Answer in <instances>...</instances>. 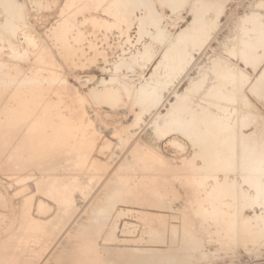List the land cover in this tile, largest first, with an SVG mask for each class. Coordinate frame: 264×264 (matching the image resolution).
Masks as SVG:
<instances>
[{
	"label": "rangeland",
	"instance_id": "1",
	"mask_svg": "<svg viewBox=\"0 0 264 264\" xmlns=\"http://www.w3.org/2000/svg\"><path fill=\"white\" fill-rule=\"evenodd\" d=\"M181 1L184 5L181 4ZM201 1L172 0L170 2V0H142L141 2V0H0V28L4 27L2 26V23H9L10 21V24L6 26L7 23H5V27L1 28L3 31L0 29V33L4 32L5 29V32L0 35L3 36L4 34L6 37H3L4 40L0 41V47H2V45L4 46L2 47L3 53L0 55V67L3 66L0 68V79L2 76L1 80L3 81L1 82L0 80V124H3L4 122L6 127L8 125H10V127H7L5 132V126H3L4 124H1L4 129L0 127L2 128L0 130L4 131H1L0 133H7L8 130H11L10 128L12 126L14 127L16 123H19L18 119L19 121L22 119L25 121V123H23L25 125L23 126L24 129L22 128L21 130H23V133L25 132V136L22 137V142H24V144H21L20 142V146H22V148H28L30 146L29 148H31V150L37 148L35 149L36 151L34 150L33 155H31L33 151L28 148L26 151L30 150L29 152H31H28V155L27 152H25V149L24 152H21V148L19 150L18 148H15L19 145V141L15 140L14 143H18L14 144L16 145L14 148L17 149L14 150L16 156L13 157L14 154H11V158L16 159V157L19 156L18 154L21 153V159L25 157L23 159L27 160L28 158L29 160V157L34 158L35 155L36 159H34L36 161L32 162L31 159L30 161L27 160V162H30L29 164L31 167L27 166L24 170L16 171V175L14 174V171L10 173L11 175L9 173H5V175L0 172V241L5 240L4 245L7 248H3H5V250L7 249V254L11 252V254H5L9 259V262L6 260L7 258H5L6 263H3H62V260L65 257L64 253H70L71 249L68 250L66 248L67 251L64 250L63 252L57 253L59 255L56 254L57 256L55 255L53 259L50 257L55 251L56 246H58L59 242L63 239V234H66L67 230L69 231L72 226L82 218L95 199L105 198L104 193L106 196L109 192L107 195L108 197L112 196L114 198H120V196H124L121 199H127L123 202L121 201V204H116L114 206L116 208L113 207L114 210L112 209V212H110L111 214L109 215V222L111 225L118 226L116 233L119 237H117L118 240H114L116 242L113 241V243H111V241H108V244H106L111 246L114 245L113 247H115L117 252L119 249H123L127 246H134L133 248L143 249L153 248L154 246V248L166 249L169 241H172L171 245L169 242L170 247L173 245L177 247V245L181 243V241H179L180 238L178 239L179 235L177 234L180 229L181 231L183 229H193V226L202 223L204 220L208 223H213L214 217L218 214L217 210L218 212H221L220 214H225L226 216L230 215L233 213V210L237 208V204L235 203L239 202V204H242V207H244L245 215L249 217L253 216V221H256L252 224L253 227H256H254L255 229L252 227L254 230L253 233L256 237H254L255 242L252 247L249 248L250 250L240 247L239 253L234 252L236 251L234 249L235 245L229 244L230 241H228V245L221 241L219 237L222 233L215 231L216 228L213 225L215 230L210 228L211 233L203 232L204 238H202V244H204V249H207L208 251L199 249L197 251V248H193L196 251L195 252L192 249L194 254L193 252L190 253V255L186 256L183 260L176 259V257V263L175 260H172V264H177L179 260L178 264H185V262L186 264H264V225L262 223L264 220V206L256 202L255 195H257V190L255 191V189L253 190V188H251V181L252 184L254 181H258V178H261V180L263 179L264 181V170L262 169L264 168V164H262L264 162V156H261L264 155V147H255L252 149V151L255 149V151H257V149L259 150L255 152L257 154L259 152V155H256V157L258 158L257 161L260 162V164L257 161L254 163L253 168L257 170H255V176H258L263 172L261 173L263 177L261 174V177H255L254 173L250 175L254 178L247 177V179L242 176H236L234 172L224 175L226 171H221L220 169L227 166L233 168L231 163L233 160L228 163L222 161L219 162L220 160H216L213 155L217 152L216 148L220 142L219 138L222 139L225 136L232 138L234 131H236V129L239 130V128H242L241 131L246 135L248 132V134H250L253 129L255 131L257 128L258 122L251 123L250 121L248 124L242 122L243 125L241 122H238L236 117H238L237 115L239 114V111L243 112L246 110L264 114V102L261 100L264 99V82L259 84V82H256L255 80L258 75L263 72L261 70L264 69V46L261 45L260 48L256 47V41L259 40L258 45L259 43L264 42L260 41L264 40V35H262V33H264V30H262L264 28V21L262 20L264 19V0H220L218 2L217 0H213L217 5L215 2L213 3L212 0H203L204 2L202 1V3L208 2L210 7H207H209V10L202 6V3H200ZM7 2H10L12 6L9 3L7 4ZM114 2L117 4H114ZM174 4L176 7H174ZM6 5H10L9 8L11 9H9L8 6L6 7ZM118 5H121L120 8ZM211 6H213V8ZM147 7L150 8L151 12H148L149 8ZM196 7H198V9H196ZM200 7H203V9L205 8L206 10H202ZM219 7H221V10ZM7 9L10 11H7ZM16 10L18 14H16ZM122 10L125 12L122 13ZM193 10L194 12L198 11V13H193ZM201 10L203 16L199 15V17H197ZM212 11L218 15L216 16ZM8 12H12V16H10ZM253 12L256 14H252ZM151 13H153L152 16L155 18L158 16L157 19L154 18V22V19L150 15ZM262 15L263 18H261ZM7 16L8 20H6ZM146 17H148V19ZM16 18L18 19L16 20ZM215 18H217V20ZM254 18L256 19L254 20ZM150 19L151 21H148ZM191 19L193 20V23L195 21V26L194 24L192 27L190 26V22H192L190 21ZM204 19L205 23L203 24L202 21L204 22ZM212 21L213 26L210 24ZM15 22L18 23V25ZM142 23L143 25H141ZM186 24L189 25V27ZM196 24L197 26L199 25V30L203 29L205 24L208 28L205 26L203 31H198ZM15 25H17V27H15ZM8 26H10L9 28H11V32H8L10 30H6ZM61 27H63L64 30L62 29L60 31ZM209 27H211V30ZM192 28H194L195 31L197 29V31L195 32ZM254 28H257V30ZM14 29L17 31L14 32ZM183 29L184 31H182ZM246 31H250L252 34ZM7 32L9 35L13 32L16 36H14L13 33L9 36ZM182 32H184V35ZM193 32H195L196 35ZM162 33L165 34L163 35ZM256 33H261V36ZM202 34L206 36V38L202 36ZM240 34L243 38L242 36L240 37ZM254 34L256 35L255 37ZM152 35H155L156 37L153 38ZM180 35H186V39L180 37ZM194 35L198 36L199 39H196ZM187 36L190 39H188ZM249 36L251 37V40L249 39ZM259 36L262 38L257 39ZM27 37L28 39H33L30 41V39L27 40ZM158 37H161L162 40L161 38L156 39ZM201 37L205 38V40ZM246 37L248 38L245 40ZM7 39L13 40V42L10 43ZM179 39L183 41L179 42ZM242 39L243 41H241ZM203 40L205 42H203ZM238 40L240 43L237 42ZM244 40L247 42L246 44L244 43ZM7 41H9L10 44H8ZM32 42L34 44L30 45ZM195 42L199 43L196 44ZM14 43H16L17 47ZM12 44L17 49V52H15L16 49H14V47L12 49ZM172 45H174V48ZM195 45L196 47H194ZM250 45H252V48H257V50L255 49L256 56H253L254 59L249 58V55H245L246 57L244 56V54H249L248 51L251 50ZM181 46L183 49H181ZM242 46L244 48H242ZM146 47H149L150 51ZM242 49L244 52L240 51ZM12 50L15 53L12 52ZM146 50L149 51H147L148 55H146ZM177 51L179 52V55L176 54ZM183 53H185L186 57L183 56ZM143 54L146 55V57ZM170 54L173 56V60L171 59ZM175 54L177 55V59ZM189 54L191 55L189 56ZM141 55L144 57L142 58ZM152 55L153 58H151ZM187 55L192 57L189 58ZM131 56L133 57L131 58ZM181 58L186 59H184V62L186 61L185 63L187 65L184 64L183 59L180 62ZM245 58H247V61ZM133 59H135V61L137 60V62L135 63ZM170 60L173 62L175 61L174 64ZM138 61L140 62L139 64ZM120 62H123L124 64ZM181 63L183 64L180 68L179 66ZM6 65L9 68H6ZM156 65L159 66V71H157L158 66L156 67ZM219 65L222 66L220 67ZM174 66L178 67L175 68ZM225 67L231 68L224 70ZM235 67H238L240 70L236 69L235 71ZM165 68H167L166 71H164ZM182 68L184 71H182ZM17 69L19 73L17 72ZM231 69L233 70L232 76L235 77V80L234 77L230 76L232 72ZM160 71L162 72L160 73ZM167 71H169L168 74ZM10 73L13 76H11ZM164 74L168 75L169 77H167L169 79H167L166 76L164 77ZM233 74L237 77L239 76V78L236 79V76ZM6 75H10L9 79H11V81ZM204 75H206V77ZM214 75H216V77ZM218 75L220 78H218ZM225 75L226 77H232L233 79L231 78L228 80V78H223ZM201 77L202 79H200ZM204 77L205 79H203ZM240 77H245V79ZM221 78L223 80L222 83L220 81ZM163 79L166 80L165 83ZM231 80H234V82L237 81L234 83ZM238 80H240V82ZM197 81H200L202 84ZM230 81L232 83H230ZM156 82L159 83L157 86ZM160 82L161 84L163 83L164 86L161 85ZM195 82L198 85L195 86ZM203 83L205 84L204 86H202ZM211 83H213V86H211ZM149 84L152 87H150ZM218 84L220 85L218 86ZM197 86L198 89L196 91L195 87ZM94 87H97L98 90ZM138 87L140 88V92L137 93V91H139ZM110 88L112 90H109ZM143 88L144 90H149V94H147L148 92L144 91ZM150 88L157 90L154 91ZM220 88H223L225 92L222 91V89L220 94ZM101 89H103V91ZM206 89H209V91ZM210 89L214 90V92L217 89L216 93L212 91L215 97L214 95H210ZM93 91H95V94ZM108 91L116 97L114 98L111 94L109 95ZM142 91L145 92V95H143ZM99 92H101V94ZM158 92L161 97L156 94ZM243 92L253 101L256 105L255 108L245 107V102L241 100L242 97L240 98V95ZM207 94L208 97H205ZM224 94L229 97V100L228 97H226L227 99L224 97L226 100L224 101ZM237 94H239V101L236 100ZM216 99H220V101ZM232 99L234 100L232 101ZM147 101L150 102V104ZM230 101H232L233 104ZM235 101L238 104H236ZM191 104H194V107ZM203 106L204 108H202ZM180 107H184L185 109H181ZM235 109H237L236 112L234 111ZM177 110L179 112H177ZM180 111L183 113L181 114ZM184 111L188 114L185 115ZM242 112L240 113L242 114ZM235 113L237 114L236 116ZM190 115L193 119L187 117ZM202 116H204V118ZM229 116L232 117L230 118ZM47 117L50 121V125L48 124ZM183 117L187 121L190 120L186 122ZM171 118L174 119L172 120ZM233 118L236 122H234ZM200 119H204L205 122H202ZM225 119L228 120L226 121ZM42 120L47 121V124L46 122H43V129H38ZM175 120L177 123L174 122ZM207 120L208 122H206ZM155 121L158 122L156 123ZM44 123L46 124V127ZM187 123L189 126L192 124L188 129L185 128L188 125ZM222 123H225L224 126ZM32 124L33 126H31ZM233 124H235L236 127L232 126ZM244 124L249 126H244ZM256 124L257 126H255ZM154 125L157 127L154 128ZM176 125L178 126L177 128ZM238 125H240L239 128ZM179 126L184 127H180V129ZM243 126L246 128V131ZM223 128H228V130L225 131L226 129ZM258 128L256 131H258ZM152 129L156 131L154 132ZM26 130H28V132ZM208 133H210L211 136ZM31 134H34V137L31 136ZM26 135L29 136L27 137ZM35 135H37V140H32L36 139ZM18 137L16 138L17 140ZM25 138H28V145H25ZM210 139L211 142L209 141ZM29 140L30 142H28ZM65 141H68L69 144L67 142L65 143ZM31 143L35 148L30 145ZM57 145L60 146L58 147ZM263 145L264 143L262 146ZM61 146H64V148ZM11 148H13V146H11ZM57 148H60V150L64 152H60L59 150L60 154ZM51 149H57V151H55L56 153L52 151L53 154L50 157V154L52 153ZM65 149L68 151V154H66ZM12 150L9 151L11 152ZM223 151L226 150L223 149ZM252 151H250V153H254V151ZM10 152L7 150L6 156L7 153L10 154ZM37 152L39 153L37 154ZM22 153H26L27 155H22ZM57 153H59V156ZM63 153H65L64 156L62 155ZM42 154L46 157H41ZM36 155L38 156V159ZM54 155L56 158L57 156L60 158L61 155L62 159H57L54 163V160H56ZM67 155L73 157L71 158ZM19 157L16 160H21ZM53 158L54 160H52ZM43 159L46 160H44L45 162H48L45 163ZM66 159L68 162H66ZM38 160L42 163L44 162V165L49 164V161L52 162L50 165H54V167L48 165L50 166V172L48 171L49 175L47 172V175L45 172V175H42L43 173L41 174L39 172V168H36V166L39 167L40 164V162L37 163V165L35 164ZM57 162H61V166L66 170L64 171L63 167L61 168V166H59L60 163L56 164ZM229 163H231V165ZM41 164L40 167H45ZM69 164H71V166H68ZM124 166H126V169H123ZM256 166H258V169ZM210 167L216 169L214 170L216 171V176L212 175L207 178L206 181L202 180L204 182H202L201 179H199L200 181H197V179L195 180L199 172L205 171L206 168ZM27 172L29 174L34 173L35 175L31 174L33 177L31 175H29L31 177H28ZM59 172L61 174H59ZM24 173H27V175L25 174V176ZM36 173H38V175ZM56 178L59 179L57 180ZM62 178H64V180H62ZM35 181L37 183H35ZM38 181H40V183ZM146 181H148V184H146ZM36 184L41 188L37 187ZM53 185L56 188L53 187ZM156 185L157 187H154ZM203 185H205L206 188ZM110 186L113 187L110 190H106V188ZM149 188H151V190H149ZM156 189L158 193L156 192ZM146 190L147 192H144ZM110 193L112 194L110 195ZM121 193H123V195ZM128 198L132 199L130 200ZM164 199L165 201H163ZM129 200L130 202H133L130 203L128 202ZM166 200L170 203L166 202ZM250 201H252V203ZM165 203H167V207L163 206ZM169 204H171V207ZM207 207L210 209L207 210ZM260 216H262V218ZM69 226L70 228L68 229ZM257 226L259 227L257 228ZM108 229V226L105 227L103 233L108 232ZM120 229L125 230V232L120 231ZM194 231L198 235L200 234L198 229H195ZM104 234H102V236H104ZM159 234L162 235V242L158 241ZM156 235L158 239L156 238ZM102 236L99 238V241L102 242L101 244L103 245L104 240ZM167 236L171 239H168ZM138 237L141 239L138 240ZM164 238L165 240L167 238V240L165 241ZM121 239H123V243ZM131 239L134 240L131 242L129 241L131 245L128 242L125 244V241ZM118 241H121V245L120 243L118 244ZM115 243L117 245H115ZM199 247L201 248L200 245L198 248ZM187 250H189V248ZM225 252L226 255L230 257L233 254V261H230L232 258L229 259V257L224 254ZM203 253V258H200ZM193 255L195 257H193ZM212 255H214L215 259ZM77 256L81 258L83 256L85 258V253L82 252ZM234 256L235 258L238 256V258L235 259ZM204 257L205 259L208 257V261H204ZM58 260H60V262ZM194 260L196 261L194 262Z\"/></svg>",
	"mask_w": 264,
	"mask_h": 264
},
{
	"label": "bare ground",
	"instance_id": "2",
	"mask_svg": "<svg viewBox=\"0 0 264 264\" xmlns=\"http://www.w3.org/2000/svg\"><path fill=\"white\" fill-rule=\"evenodd\" d=\"M124 1V0H123ZM133 1V0H132ZM144 1V0H143ZM172 0H170V2H171ZM174 1V0H173ZM176 1V0H175ZM197 1V0H196ZM199 1V0H198ZM201 1V0H200ZM203 1V0H202ZM202 1L200 2V3H202ZM216 1V0H215ZM214 1V2H215ZM218 1H220V0H217V2ZM11 2V1H10ZM10 2H7V4L9 3L11 6H12V4L10 3ZM113 2V1H112ZM135 2V1H134ZM141 2H142V0H141ZM193 2V1H192ZM204 2V1H203ZM212 2H213V0H212ZM213 2V3H214ZM116 2H114V4H115ZM118 3H119V1H118ZM145 3V2H144ZM147 3V2H146ZM173 3V2H172ZM175 3V2H174ZM184 3V2H183ZM195 3H197V2H195ZM213 3H210V4H213ZM117 4V3H116ZM122 4H124V3H122ZM121 4V5H122ZM135 4V3H134ZM177 4V3H176ZM181 4H182V1H181ZM199 4V3H198ZM215 4L217 5V3L215 2ZM221 4V3H220ZM9 5V6H10ZM111 5H112V3H111ZM121 5H118L119 6V8H120V6ZM126 5H127V3H126ZM125 5V6H126ZM132 5V4H131ZM148 5V4H147ZM175 5V4H174ZM182 5H184V4H182ZM218 5H219V3H218ZM8 5H6V7H7ZM9 6H8V8H9ZM17 6V5H16ZM117 6V5H116ZM150 6H152V5H150ZM170 6H171V4H170ZM172 6H173V4H172ZM178 6V5H177ZM181 6V5H180ZM179 6V7H180ZM196 6V5H195ZM194 6V7H195ZM199 6V5H198ZM201 6V5H200ZM202 6L203 7H206V9L208 8V10H209V4H208V2L207 3H202ZM207 6H209V7H207ZM5 7V6H4ZM15 7V6H14ZM21 7V6H20ZM123 7H124V5H123ZM127 7V6H126ZM133 7V6H132ZM174 7H176V5L174 6ZM179 7H177V8H179ZM203 7L201 8L202 10H206L205 8L203 9ZM212 8H213V6H211ZM215 7V6H214ZM113 8V7H112ZM114 8H115V6H114ZM131 8V7H130ZM147 8H149V7H147ZM221 7H219V9H220ZM9 9H11V8H9ZM9 9H7V11H10ZM190 9V8H189ZM196 9H198V7H196ZM196 9H194V10H196ZM2 10V9H1ZM5 10V9H4ZM13 10V9H12ZM11 10V11H12ZM121 10V9H120ZM119 10V11H120ZM127 10V9H126ZM194 10L192 11L193 13H195L196 12V14L198 13V11H195L194 12ZM200 10V9H199ZM202 10L200 11V13L197 15V17H199V15H201V16H203L202 15ZM214 10V9H213ZM221 10V9H220ZM6 11V12H7ZM123 11V10H122ZM128 11V10H127ZM130 11V10H129ZM150 11V8L148 9V12ZM154 11V10H153ZM217 11H218V8H217ZM216 11V12H217ZM15 12V11H14ZM13 12V13H14ZM21 12V11H20ZM125 11H123L122 13H124ZM151 12V11H150ZM209 12V11H208ZM213 12V11H212ZM222 12V11H221ZM220 12V13H221ZM263 12V11H262ZM9 14H10V16H12L11 15V13L10 12H8ZM7 13V14H8ZM127 13V12H126ZM207 13V12H206ZM214 13V12H213ZM3 14V13H2ZM16 14H18V12H17V10H16ZM152 14L153 13H151L150 15L152 16ZM156 14V13H155ZM205 14V13H204ZM208 14V13H207ZM214 14H216V16L218 15L217 13H214ZM251 14V13H250ZM252 14H256V13H252ZM251 14V15H252ZM259 14V13H258ZM13 15H15V14H13ZM128 15V14H127ZM127 15H126V17H127ZM146 15V14H145ZM148 15V14H147ZM206 15V14H205ZM211 15V14H210ZM221 15V14H220ZM259 15H261V14H259ZM132 16V15H131ZM155 16H157V15H155ZM212 16V15H211ZM215 16V15H214ZM213 16V17H214ZM253 16V15H252ZM251 16V17H252ZM255 16V15H254ZM14 17H16V16H14ZM130 17V16H129ZM158 17V16H157ZM157 17L155 18V17H153L152 16V18L154 19H157ZM194 17H195V15H194ZM256 17V16H255ZM11 18V17H10ZM26 18V17H25ZM24 18V19H25ZM147 19H148V17H146ZM150 18V17H149ZM207 18V17H206ZM211 18V17H210ZM261 18H263V15H262V17ZM18 18H16V20H17ZM27 19V18H26ZM25 19V20H26ZM127 19V18H126ZM145 19V18H144ZM146 19V20H147ZM155 19L153 20V22L155 21ZM194 19H198V18H194ZM200 19V18H199ZM213 19V18H212ZM216 20H217V18H215ZM256 18H254V20H255ZM258 19H259V16H258ZM6 20H8V16H7V18H6ZM13 20V19H12ZM11 20V21H12ZM160 20V19H159ZM207 20V19H206ZM208 20H209V18H208ZM214 20V19H213ZM219 20V19H218ZM263 21H264V19H262ZM262 20H261V22H262ZM5 21V20H4ZM141 21V20H140ZM145 21V20H144ZM148 21H151V19L150 20H148ZM190 21H192V22H190ZM189 22H190V26L192 27V25L194 24V26H195V21H194V23H193V20L191 19ZM199 21V20H198ZM215 21V20H214ZM259 21H260V19H259ZM114 22V21H113ZM141 22H143V21H141ZM201 22V21H200ZM209 22V21H208ZM5 23H7L6 24V26L8 25V24H10V21H9V23L8 22H5ZM5 23H2V26H4L5 27ZM16 23V22H15ZM119 23V22H118ZM144 23V22H143ZM143 23L141 24V25H143ZM151 23V22H150ZM156 23V22H155ZM196 23H197V21H196ZM202 23L204 24L205 23V19H204V22L202 21ZM215 23V22H214ZM255 23V22H254ZM260 23V22H259ZM4 24V25H3ZM11 24H12V22H11ZM13 24H14V22H13ZM17 25H18V23H16ZM25 24H27V23H25ZM199 24V23H198ZM202 24V25H203ZM207 24V23H206ZM206 24H205V26H206ZM210 24H211V26H213L212 24H213V21L212 22H210ZM209 24V25H210ZM252 24H253V22H252ZM251 24V25H252ZM257 24H258V20H257ZM263 24V23H262ZM1 25V24H0ZM17 25H15V27H17ZM20 25V24H19ZM29 25V24H28ZM150 25V24H149ZM156 25V24H155ZM187 25V24H186ZM201 25V24H200ZM256 25V24H255ZM254 25V26H255ZM31 26V25H30ZM57 26V25H56ZM60 26V25H59ZM158 26V25H157ZM157 26H155V27H157ZM159 26H160V23H159ZM188 27H189V25H187ZM196 26H197V24H196ZM199 26V25H198ZM198 26H197V28H198ZM204 26V25H203ZM204 26V27H205ZM253 26V27H254ZM260 26H261V24H260ZM4 27H1V28H4ZM10 26H8L7 28H6V30H10L11 28H9ZM11 27H13V26H11ZM67 27V26H66ZM142 27V26H141ZM188 27H186V28H188ZM203 27V29H200L201 31H203L205 28ZM207 28H208V26H206ZM262 27V26H261ZM264 27V26H263ZM0 28V29H1ZM30 28V27H29ZM195 28V27H194ZM194 28H192L193 30H194ZM200 28V27H199ZM199 28H198V31H200L199 30ZM206 28V29H207ZM258 28V27H257ZM257 28H254V29H256L257 30ZM16 29V28H15ZM15 29H14V32H16L15 31ZM59 29V28H58ZM63 29V27H61L60 28V31ZM143 29H144V27H143ZM161 29V28H160ZM163 29V28H162ZM209 29L211 30V27H209ZM2 30V29H1ZM0 30V31H1ZM56 30V29H55ZM64 30V29H63ZM152 30H153V28H152ZM210 30H209V32H210ZM247 30H250V29H247ZM262 30H264V28L262 29ZM3 31V30H2ZM162 31V30H161ZM181 31V30H180ZM182 31H184V29L182 30ZM187 31V30H186ZM192 31V30H191ZM195 31V30H194ZM196 31H197V29H196ZM195 31V32H196ZM207 31V30H206ZM4 32H5V29H4ZM4 32H1V33H4ZM8 32H11V30L10 31H8ZM7 32V33H8ZM30 32V31H29ZM164 32H165V30H164ZM195 32H193L195 35H196V33ZM208 32V33H209ZM246 32H248V31H246ZM257 32V31H256ZM264 32V31H263ZM0 33V34H1ZM13 33V32H12ZM12 33H10V35L12 34ZM21 33V32H20ZM146 33V32H145ZM160 33V32H159ZM183 33V35H184V32H182ZM188 33V32H187ZM186 33V34H187ZM198 33H200V32H198ZM197 33V34H198ZM205 33H207V32H205ZM204 33V34H205ZM240 33V32H239ZM243 33H245V32H243ZM248 33H250V34H252L250 31L248 32ZM247 33V34H248ZM254 33V32H253ZM14 34V33H13ZM22 34V33H21ZM158 34V33H157ZM157 34H155V35H157ZM163 34V33H162ZM165 34V33H164ZM163 34V35H164ZM169 34V33H168ZM178 34H179V32H178ZM257 34V33H256ZM260 34V36H261V33H259ZM259 34H257V35H259ZM2 35V34H1ZM0 35V41L1 40H4V38H6L5 36H4V34H3V36H1ZM8 35H9V33H8ZM7 35V36H8ZM9 35V36H10ZM153 36L152 35V37L153 38H155L156 36ZM172 35V34H171ZM188 35V34H187ZM191 35V34H190ZM193 35V34H192ZM194 35V36H195ZM208 35V34H207ZM262 35H264V33H262ZM14 36H16L15 34H14ZM22 36H23V34H22ZM158 36H159V34H158ZM161 36V35H160ZM176 36V35H175ZM186 36V35H185ZM185 36H182V35H180V37H184L185 38ZM202 36H204L203 34H202ZM242 35L240 34V37H241ZM245 36V35H244ZM246 36H248V35H246ZM256 35L254 34V37H255ZM260 36L257 38V39H259L260 38ZM4 37V38H3ZM30 37V36H29ZM177 37V36H176ZM190 37V36H189ZM192 37V36H191ZM196 37V39L198 38V36H195ZM200 37V36H199ZM205 38H206V36H204ZM264 37V36H263ZM9 38V37H8ZM161 37H158V38H156V39H160ZM162 38H163V36H162ZM162 38H161V40H162ZM171 38V37H170ZM184 38H182V39H184ZM187 38H188V36H187ZM193 38V37H192ZM201 38H203V37H201ZM200 38V39H201ZM205 38H203L204 40H205ZM242 38H243V36H242ZM248 37H246L245 38V40L247 39ZM251 37L249 36V39H250ZM262 38V37H261ZM260 38V39H261ZM30 39V38H29ZM28 39V37H27V40H29ZM31 39H33V38H31ZM31 39H30V41H31ZM186 39V38H185ZM188 39H190V38H188ZM194 39V38H193ZM199 39V38H198ZM226 39V38H225ZM253 39V38H252ZM256 39V38H255ZM264 39V38H263ZM7 40H9L10 41V43H12L13 42V40H10V39H7ZM24 40V39H23ZM155 40V39H154ZM164 40V39H163ZM168 40V39H167ZM180 40V39H179ZM192 40V39H191ZM203 40V42H205ZM209 40V39H208ZM240 40V39H239ZM239 40L237 41V42H239ZM245 40H244V43L246 44L247 42H245ZM251 40V39H250ZM9 41H7L8 42V44H10L9 43ZM29 41V42H30ZM178 41V40H177ZM181 41H183V40H180L179 42H181ZM185 41V40H184ZM193 41V40H192ZM198 41H200V40H198ZM224 41V40H223ZM241 41H243V39L241 40ZM259 41V40H258ZM258 41H256V43H257V45H258ZM260 41H264V40H260ZM15 42V41H14ZM35 42V41H34ZM158 42V41H157ZM187 42V41H186ZM188 42H190V41H188ZM202 42V41H201ZM40 43V42H39ZM192 43V42H191ZM190 43V44H191ZM196 43V42H195ZM199 43V42H198ZM198 43H196V44H198ZM240 43V42H239ZM251 43H252V41H251ZM253 43H255V42H253ZM255 43V44H256ZM264 43V42H263ZM262 42L261 43H259V47L256 45V47L257 48H260L261 47V45H263L264 46V44H263ZM15 45H16V43H14ZM30 44V43H29ZM32 44H34L33 42L30 44V45H32ZM37 44V43H36ZM162 44V43H161ZM170 44V43H169ZM178 44V43H177ZM176 44V45H177ZM183 44V43H182ZM181 44V45H182ZM189 44V45H190ZM203 44V43H202ZM224 44V43H223ZM250 44V43H249ZM13 45V44H12ZM179 45V44H178ZM193 45V44H192ZM240 45V44H239ZM238 45V46H239ZM248 45V44H247ZM11 46V45H10ZM27 46V45H26ZM163 46V45H162ZM174 45H172V47H173ZM198 46H200V45H198ZM243 46H244V44H243ZM242 46V48H244ZM262 46V47H263ZM2 47H4L3 45H2ZM2 47H0V55H2ZM6 47V46H5ZM12 47V49H13V47H14V45L13 46H11ZM16 47H17V45H16ZM150 47V46H149ZM149 47H146V48H148V50H149ZM168 47H169V45H168ZM182 47V46H181ZM194 47H196V45L194 46ZM250 47H251V50H249L248 51V53L249 54H244V56L246 55H249V58H253V56L255 55L256 56V50H257V48H252V45H250ZM10 48V47H9ZM174 48V47H173ZM177 48V47H176ZM180 48V47H179ZM264 48V47H263ZM14 49H16L15 47H14ZM19 49V48H18ZM25 49V48H24ZM145 49V48H144ZM153 49V48H152ZM181 49H183V47L181 48ZM194 49V48H193ZM245 49H246V46H245ZM244 49V50H245ZM247 49H249V48H247ZM256 49V50H255ZM148 50H146L145 52H147ZM171 50V49H170ZM221 50V49H220ZM237 50V49H236ZM150 51V50H149ZM148 51V52H149ZM165 51V50H164ZM179 51V50H178ZM177 51V53L176 54H178L179 52ZM187 51V50H186ZM240 51H243V49L242 50H240ZM246 51V50H245ZM12 52H14L13 50H12ZM15 52H17V49H16V51ZM14 52V53H15ZM144 52V51H143ZM148 52H147V54L146 55H148ZM154 52V51H153ZM244 52V51H243ZM13 53V54H14ZM19 53V52H18ZM181 53V52H180ZM246 53V52H245ZM19 54H21V53H19ZM145 54V53H144ZM143 54V55H144ZM162 54H165V53H162ZM167 54V53H166ZM175 54V55H176ZM184 54V55H183ZM183 54H180V55H183V56H185V53H183ZM187 54V53H186ZM18 55V54H17ZM16 55V56H17ZM23 55H24V52H23ZM146 55H144L145 57H146ZM150 55V54H149ZM174 55V56H175ZM179 55V54H178ZM191 54H189V56H190ZM234 55V54H233ZM14 56V55H13ZM19 56V55H18ZM17 56V57H18ZM22 56V55H21ZM143 56V57H144ZM170 56H171V54H170ZM188 56V55H187ZM188 56V57H189ZM214 56V55H213ZM240 56V55H239ZM245 56V57H246ZM25 57V56H24ZM133 56H131V58H132ZM135 57V56H134ZM141 57H142V55H141ZM142 57V58H143ZM164 57V56H163ZM172 57L173 56H171V59H172ZM179 57V56H178ZM186 57V56H185ZM187 57V58H188ZM192 57V56H191ZM191 57H189V58H191ZM148 58H149V56H148ZM147 58V59H148ZM151 58H153V55H152V57ZM188 58V59H189ZM208 58V57H207ZM264 58V57H263ZM3 59V58H2ZM146 59V58H145ZM163 59V58H162ZM165 59V58H164ZM170 59V58H169ZM176 59H177V55H176ZM175 59V60H176ZM182 59L183 58H181V60H180V62L182 61ZM185 59V58H184ZM184 59H183V62H184ZM194 59V58H193ZM246 59V61H247V58H245ZM254 59V58H253ZM139 60H140V58H139ZM150 60V59H149ZM161 60V59H160ZM173 60V59H172ZM186 60V59H185ZM248 60H250V59H248ZM133 61H135V59H133ZM166 61V60H165ZM171 61V60H170ZM178 61V60H177ZM191 61V60H190ZM218 61V60H217ZM1 62V61H0ZM137 62V60L135 61V63ZM168 62V61H167ZM171 62H173V61H171ZM175 62V61H174ZM174 62H173V64H174ZM179 62V61H178ZM186 62V61H185ZM184 62V64H186ZM215 62V61H214ZM219 62V61H218ZM120 63H123V62H120ZM134 63V62H133ZM140 62L138 61V64H139ZM191 63V62H190ZM260 63V62H259ZM124 64V63H123ZM168 64V63H167ZM170 64H172V63H170ZM176 64V63H175ZM182 64L183 63H181V65L179 66L180 68H181V66H182ZM1 65V64H0ZM2 65H3V63H2ZM5 65V64H4ZM142 65V64H141ZM160 65V64H159ZM169 65V64H168ZM187 65V64H186ZM186 65H184V66H186ZM217 65V64H216ZM224 65V64H223ZM7 66V65H6ZM42 66V65H41ZM158 65H156V67H157ZM171 66V65H170ZM169 66V67H170ZM189 66V65H188ZM220 66V65H219ZM218 66V67H219ZM222 66V65H221ZM220 66V67H221ZM3 67V66H2ZM2 67H0V68H2ZM119 67V66H118ZM168 67V66H167ZM175 67V66H174ZM178 67V66H177ZM177 67H175V68H177ZM6 68H9L8 66L6 67ZM175 68H173V69H175ZM223 68V67H222ZM228 68H231V67H228ZM228 68H224V70L225 69H228ZM264 68V67H263ZM40 69V68H39ZM166 69L167 68H165V70L164 71H166ZM179 69V68H178ZM189 69V68H188ZM212 69H214V68H212ZM220 69V68H219ZM236 69L237 70H240L238 67L236 68L235 67V71H236ZM176 70V69H175ZM174 70V71H175ZM233 70H234V67H233ZM233 70L231 69V74H230V76H232V73H233ZM157 71H159V66H158V70ZM173 71V70H172ZM180 71H181V69H180ZM182 71H184L183 70V68H182ZM181 71V72H182ZM213 71V70H212ZM228 71H230V70H228ZM242 71V70H241ZM261 71H263L261 74H259L258 75V77H257V79H255L256 80V82H259V84L262 82H264V69L263 70H261ZM260 71V72H261ZM17 72H18V69H17ZM132 72V71H131ZM162 71H160V73H161ZM168 72L169 71H167V74H168ZM215 72V71H214ZM217 72V71H216ZM218 72H220V71H218ZM225 72V71H224ZM2 73V72H1ZM13 73V72H12ZM19 73V72H18ZM238 73L240 74V72L238 71ZM165 74H166V72H165ZM164 74V77L166 76V78L167 79H169L168 77V75H165ZM171 74V73H170ZM198 74V73H197ZM204 74H205V72H204ZM207 74V73H206ZM214 74V73H213ZM212 74V75H213ZM225 74H228V73H225ZM243 74V73H242ZM241 74V75H242ZM246 74V73H245ZM249 74V73H248ZM2 75V74H1ZM3 75H5V74H3ZM10 75H11V73H10ZM9 75V76H10ZM154 75V74H153ZM220 75V74H219ZM218 75V76H219ZM223 75V74H222ZM233 75H235V74H233ZM236 75H237V72H236ZM235 75V76H236ZM240 75V76H241ZM247 75V74H246ZM246 75H243V76H246ZM9 76L8 75H6V77H8V79H9ZM11 76H13V75H11ZM40 76H41V74H40ZM158 76V75H157ZM168 76V77H167ZM201 76V75H200ZM205 77H206V75H204ZM215 77H216V75H214ZM4 77V76H3ZM5 77V78H6ZM17 77V76H16ZM38 77V76H37ZM53 77V76H52ZM159 77V76H158ZM163 77V76H162ZM161 77V78H162ZM173 77V76H172ZM205 77L203 78V79H205ZM222 77V76H221ZM232 77H234V76H232ZM232 77H230V78H228V77H226V75L223 77V78H225V79H227L228 78V80L229 79H231ZM4 78V79H5ZM12 78V77H11ZM14 78V77H13ZM27 78V77H26ZM36 78V77H35ZM218 78H220V76L218 77ZM239 78V76L237 77L236 76V79H238ZM240 78H242V77H240ZM1 79H2V76H1ZM0 79V80H1ZM3 79V80H4ZM28 79V78H27ZM34 79V78H33ZM149 79V78H148ZM154 79H155V77H154ZM159 79V78H158ZM165 79V78H164ZM163 79V81H164V83H165V81L166 80H164ZM192 79V78H191ZM200 79H202V77L200 78ZM199 79V80H200ZM217 79V78H216ZM216 79H215V81H216ZM233 79V78H232ZM242 79H245V77L244 78H242ZM7 80V79H6ZM10 81H11V79H9ZM24 80H25V78H24ZM156 80V79H155ZM234 80H235V77H234ZM234 80L232 81V82H234ZM147 81V80H146ZM159 81H160V79H159ZM158 81V82H159ZM203 81H205V80H203ZM202 81V82H203ZM212 81V80H211ZM220 81H221V83H222V78L220 79ZM220 81H219V83H220ZM224 81H227V80H224ZM230 81V83H232ZM237 81V80H236ZM235 81V82H236ZM239 82H240V80H238ZM1 82H3L2 80H1ZM5 82V81H4ZM33 82V81H32ZM152 82V81H151ZM169 82V81H168ZM171 82V81H170ZM198 82V81H197ZM218 82V81H217ZM234 82V83H235ZM254 82V81H253ZM252 82V83H253ZM256 82H255V84H256ZM6 83V82H5ZM8 83V82H7ZM12 83H14V82H12ZM15 83H17V82H15ZM150 83V82H149ZM157 83V82H156ZM198 83H200V81L198 82ZM205 83V82H204ZM203 83V85L202 86H204L205 84ZM214 83V82H213ZM213 83H211V86H213L212 84ZM223 83H225V82H223ZM4 84V83H3ZM32 84V83H31ZM154 84H155V82H154ZM159 83H157L156 84V86L158 85ZM160 84H161V82H160ZM195 84V86L196 85H198L196 82L194 83ZM194 84H192V85H194ZM200 84H202V83H200ZM207 84V83H206ZM215 84V83H214ZM226 84H229V83H226ZM7 85V84H6ZM18 85H19V83H18ZM145 85V84H144ZM161 85H163L164 86V84L162 83ZM216 85V84H215ZM214 85V86H215ZM220 84H218V86H219ZM222 85V84H221ZM237 85H238V82H237ZM264 85V84H263ZM146 86H148V85H146ZM145 86V87H146ZM149 86H150V84H149ZM201 86V87H202ZM261 86V85H260ZM125 87V86H124ZM144 87V88H145ZM150 87H152V86H150ZM159 87V86H158ZM161 87V86H160ZM193 87V86H192ZM95 88V87H94ZM144 88H143V90H144ZM148 88V87H147ZM155 88V87H154ZM162 88H164V87H162ZM167 88V87H166ZM196 88V91H197V89H198V86L197 87H195ZM194 88V89H195ZM199 88H200V86H199ZM212 88V87H211ZM214 88H218V87H214ZM91 89V88H90ZM92 89H93V87H92ZM92 89H91V91H92ZM95 89H97V87L95 88ZM138 89H139V91H137V93L138 92H140V88L138 87ZM137 89V90H138ZM150 89H152V90H154L153 88H150ZM159 89H161V88H159ZM223 89V88H222ZM221 88L219 89V93L221 94V92L222 91H224V89L222 90ZM98 90V89H97ZM102 91H103V89H101ZM109 90H112L111 88L109 89ZM155 90H157V89H155ZM154 90V91H155ZM186 90H188V89H186ZM207 90V89H206ZM211 90V93H212V91L214 92V90H212V89H210ZM222 90V91H221ZM101 91V92H102ZM107 91V90H106ZM114 91V90H113ZM119 91V90H118ZM144 91H147V90H144ZM149 91V90H148ZM147 91V92H148ZM151 91V90H150ZM161 91V90H160ZM207 91H209V89L207 90ZM216 91H217V89L215 90V92L214 93H216ZM221 91V92H220ZM94 92V94H95V91H93ZM98 92V91H97ZM97 92H96V94H97ZM101 92H99L100 94H101ZM143 92V91H142ZM153 92V91H152ZM162 92V91H161ZM225 92V91H224ZM236 92V91H235ZM238 92H240V91H238ZM104 93V92H103ZM108 93H109V95L111 94V92H109L108 91ZM112 93H114V92H112ZM117 93V92H116ZM136 93V94H137ZM184 93V92H183ZM206 93V92H205ZM210 93V95H214L213 93L211 94ZM99 94V95H100ZM107 94V93H106ZM141 94V93H140ZM147 94H149V92L147 93ZM153 94V93H152ZM156 94H158L159 96H160V94H159V92L158 93H156ZM155 94V95H156ZM186 94V93H185ZM116 95V94H115ZM143 95H145V92H143ZM188 95V94H187ZM196 95V94H195ZM204 95V94H203ZM225 95V94H224ZM263 95H264V93H263ZM111 96H113L112 94H111ZM146 96H148V95H146ZM158 96V97H159ZM114 97V96H113ZM116 97V96H115ZM114 97V98H115ZM144 97V96H143ZM149 97V96H148ZM153 97V96H152ZM151 97V98H152ZM161 97V96H160ZM160 97H159V99H160ZM205 97H208V94L205 96ZM211 97V96H210ZM209 97V98H210ZM214 97H215V95H214ZM226 98V97H228V96H223V98ZM242 97V98H241ZM101 98V97H100ZM113 98V99H114ZM150 98V97H149ZM154 98V97H153ZM157 98V97H156ZM186 98V97H185ZM198 98V97H197ZM218 98V97H217ZM220 98V97H219ZM223 98H221V99H223ZM225 98H224V101H226L225 100ZM233 98H234V96H233ZM240 98H241V100H243L245 103V107H254L255 108V104L253 103V101L248 97V95L246 94V93H242L241 95H240ZM146 99V98H145ZM158 99V98H157ZM158 99V100H159ZM183 99V98H182ZM227 99V98H226ZM236 99V98H235ZM139 100H143V99H139ZM149 100V99H148ZM185 100V99H184ZM189 100V99H188ZM216 100H218V101H220V99H216ZM228 100H229V97H228ZM234 99H232V101H233ZM236 100H240L239 99V94H237V99ZM263 102H264V99H261ZM150 101V100H149ZM191 101V100H190ZM223 101V100H222ZM232 101H230L231 103H232ZM237 101V102H238ZM144 102V101H143ZM146 102V101H145ZM148 102V101H147ZM182 102V101H181ZM181 102H179V103H181ZM184 102V101H183ZM188 102V101H187ZM195 102V101H194ZM229 102V101H228ZM149 104H150V102H148ZM153 103V102H152ZM235 103H236V101H235ZM182 104V103H181ZM185 104H187V103H185ZM233 104V103H232ZM236 104H238V103H236ZM175 105V104H174ZM190 105V104H189ZM188 105V106H189ZM192 105V104H191ZM213 105V104H212ZM188 106H184V107H188ZM193 107H194V104L192 105ZM205 106V105H204ZM204 106L202 107V108H204ZM236 106V105H235ZM238 106V105H237ZM177 107V106H176ZM184 107H182L183 109H185ZM205 107H207V106H205ZM173 108V107H172ZM175 108V107H174ZM181 108V107H180ZM181 108V109H182ZM191 108V107H190ZM197 108V107H196ZM236 108V107H235ZM180 109V110H181ZM188 109V108H187ZM3 110H4V108H3ZM179 110V109H178ZM177 110V112H179ZM191 110H192V108H191ZM210 110V109H209ZM227 110V109H226ZM236 110L237 109H235L234 111L236 112ZM2 111V110H1ZM171 111V110H170ZM187 111V110H186ZM189 111H190V109H189ZM206 111V110H205ZM216 111V110H215ZM233 111V112H234ZM191 112V111H190ZM207 112V111H206ZM240 112H242V111H239V114L237 115L236 113H235V116L237 115L238 117H236L237 118V121L238 122H246L247 124L251 121V123H257L258 124V126H259V128H258V126H257V124L255 125V126H257V128H258V131H256V129H255V131H254V129H253V131L250 133V134H248L247 133V135L243 132V131H241L242 130V128H239V126L241 125H238V128H239V130H237L236 129V131H234V133H233V135H232V138H229V137H227V136H225L224 138H222V139H220L219 138V145L217 146V152H215L216 154H213L214 156V158L216 159V160H220L219 162H224V163H228L229 161H232L233 160V162H231L232 163V166H233V168H231L230 166H227V167H225V168H223V169H220L221 171L223 170V171H226V173L224 174V175H226L227 173H235L236 174V176H242V177H244V178H246L247 179V177H252V176H250L251 174H253L254 173V176H255V170L256 169H254L253 168V166H254V163L258 160V158L256 157V155H259V152H258V154L257 153H255V152H257V151H259L258 149H257V151H255V150H253L254 151V153H250V151H252V149H254L255 147H264V145L262 146V144L264 143V114H259V113H256V112H253V111H243L242 112V114L240 113ZM174 113V112H173ZM180 113H181V111H180ZM183 113V112H182ZM181 113V114H182ZM184 113H185V111H184ZM228 113V112H227ZM179 114V113H178ZM186 114H188V113H185V115ZM190 114V113H189ZM206 114V113H205ZM204 114V115H205ZM225 114H226V112H225ZM241 114V115H240ZM176 115V114H175ZM200 115V114H199ZM203 115V114H202ZM209 115V114H208ZM213 115V114H212ZM217 115V114H216ZM233 115H234V113H233ZM19 116V115H18ZM21 116H22V114H21ZM28 116V115H27ZM26 116V117H27ZM171 116V115H170ZM23 117V116H22ZM21 117V118H22ZM25 117V118H26ZM158 117V116H157ZM174 117V116H173ZM188 118H191V119H193V117H191V115L190 116H187ZM203 118H204V116H202ZM226 117V116H225ZM230 118L232 117V116H229ZM165 118V117H164ZM178 118H179V116H178ZM184 118V117H183ZM201 118V117H200ZM207 118V117H206ZM211 118V117H210ZM227 118V117H226ZM29 119V118H28ZM167 119H169V118H167ZM172 120L174 119V118H171ZM185 119V118H184ZM181 120V119H180ZM186 120V119H185ZM190 120V119H189ZM188 120V121H189ZM200 120H202V122L204 121V119H200ZM199 120V121H200ZM206 120V119H205ZM226 120V119H225ZM228 120V119H227ZM226 120V121H227ZM233 120H234V118H233ZM47 121H48V124H49V119H48V117H47ZM47 121H43L42 120V122L40 123V125H39V127H38V129H43V122H46V124H47ZM168 121V120H167ZM171 121V120H170ZM179 121V120H178ZM182 121V120H181ZM187 120H186V122H188ZM192 121V120H191ZM190 121V122H191ZM18 122L19 123H16V125H14V127L12 126L10 129L11 130H8V132L7 133H5L6 132V128L7 127H10V125H8L7 127L5 126V124H4V122H3V126H5V129H4V127H2V125L0 126V127H2L4 130H5V132L3 133H0V172H2V173H11V172H13L14 171V174L16 173V171H20V170H24L25 168H27V166H29V167H31V165L29 164L30 162H27V160H28V158H27V160H25V159H23V158H25V157H23L22 159H21V153H17L18 155V157L21 159V160H16L18 157H16V159H14V158H11L12 156H11V154H14V150H17V149H15V148H18V150L21 148L22 150H21V152H24V149H25V152H27V154H28V152L31 150V148H29L28 146H26V147H28L30 150H28V151H26L28 148H22V146H20L21 144H24V142H22V137H24L25 136V132L23 133V130H21L22 128L24 129V125L25 124H23V123H25V121H23L22 119L19 121V119H18ZM27 122V121H26ZM156 123L158 122V121H155ZM155 122H154V124H155ZM164 122H166V121H164ZM174 122H176V120L174 121ZM180 122V121H179ZM201 122V121H200ZM205 122V121H204ZM206 122H208V120L206 121ZM210 122V121H209ZM234 122H236V120H234ZM173 123V122H172ZM177 123V122H176ZM182 123H183V121H182ZM182 123H180V124H182ZM230 123V122H229ZM229 123H228V125H229ZM233 123V122H232ZM23 124V125H22ZM28 124V123H27ZM33 124H34V122H33ZM33 124L31 125V126H33ZM45 124V123H44ZM46 124H45V127H46ZM184 124V123H183ZM188 124V123H187ZM204 124V123H203ZM208 124V123H207ZM206 124V125H207ZM223 124V123H222ZM225 124V123H224ZM224 124H223V126H224ZM236 124V123H235ZM235 124H233L232 126H235ZM239 124V123H238ZM13 125V124H12ZM50 125V124H49ZM158 125V124H157ZM169 125H171V124H169ZM205 125V124H204ZM242 125H243V123H242ZM185 126V125H184ZM184 126H179V128L180 127H184ZM190 126H192V124L190 125ZM189 126V124L185 127V128H189L190 127ZM226 126V125H225ZM244 126H249V125H245L244 124ZM243 126V127H244ZM254 126V125H253ZM49 127V126H48ZM155 127H157V126H155L154 125V128ZM167 127H168V124H167ZM170 127V126H169ZM171 127H173V126H171ZM175 127V126H174ZM178 126L176 125V128H177ZM226 127H228V126H226ZM236 127V126H235ZM234 127V128H235ZM242 127V126H241ZM2 128H0V129H2ZM31 128V127H30ZM209 128V127H208ZM228 128H230V127H228ZM228 128H223V129H226L225 131H227L228 130ZM234 128H232V129H234ZM9 129V128H8ZM28 129V128H27ZM157 129V128H156ZM163 129V128H162ZM170 129V128H169ZM181 129V128H180ZM190 129H192V128H190ZM205 129H206V127H205ZM244 129H245V131H246V128L244 127ZM4 130H0V132L1 131H4ZM31 130V129H30ZM153 130V129H152ZM196 130V129H195ZM27 132H28V130H26ZM154 132L156 131V130H153ZM208 131H210V130H208ZM33 132V131H32ZM30 133H31V131H30ZM30 133H29V135H30ZM159 133V132H158ZM207 133V132H206ZM23 136H22V135ZM27 134V133H26ZM157 134V133H156ZM208 134H210V133H208ZM28 135V136H29ZM34 134H31V136H33ZM204 135V134H203ZM19 136V137H18ZM27 136V135H26ZM27 136V137H28ZM36 136V139H32V140H37V135H35ZM156 136V135H155ZM210 136H211V134H210ZM209 136V137H210ZM18 137V140L16 139ZM34 137V136H33ZM38 137H39V134H38ZM32 138V137H31ZM28 139V138H27ZM27 139L25 138L24 140L26 141V144L25 145H28L27 144ZM231 139V140H230ZM19 141L18 143H19V145L17 146V147H15L16 145H14V144H18V143H14V141ZM23 140V141H24ZM31 140V139H30ZM30 140L28 141V142H30ZM159 140H160V138H159ZM206 140H208V139H206ZM205 140V141H206ZM64 141V140H63ZM204 141V142H205ZM210 142H211V139L209 140ZM20 142H21V144H20ZM35 142H37V141H35ZM34 142V143H35ZM68 143L69 144V142L68 141H65V143ZM197 143V142H196ZM36 144V143H35ZM175 144V143H174ZM31 146H34L32 143L30 144ZM67 145V144H66ZM196 145V144H195ZM261 145V146H260ZM11 146H13V148H11ZM20 146V147H19ZM58 147L60 146V145H57ZM65 146V145H64ZM64 146H61L62 148H64ZM23 147H25V146H23ZM60 147V148H61ZM201 147V146H200ZM34 148H35V146H34ZM60 148H57L58 149V152H59V150H60ZM61 148V149H62ZM76 148V147H75ZM13 149V150H12ZM35 149H37V148H35ZM34 149V150H35ZM55 149V148H54ZM57 149L56 150H52L51 149V152L53 151V152H55V151H57ZM204 149V148H203ZM223 149H225L226 151H223ZM260 149H263V148H260ZM7 150H8V152H10L9 150H12L11 152H10V154H8L7 153V156H6V152H7ZM34 150H31V151H33V153H31V152H29V153H31V155H33L34 154ZM63 150V149H62ZM66 150V149H65ZM72 150V149H71ZM36 151V150H35ZM74 151H76V150H74ZM205 151V150H204ZM252 151V152H253ZM16 152H18V151H16ZM20 152V151H19ZM53 152L50 154V152H49V154H50V157H51V155L53 154ZM60 152H64V151H61L60 150ZM59 152V153H60ZM66 152V154H68L67 152V150L65 151ZM71 152V151H70ZM78 152V151H77ZM262 152V151H261ZM260 152V153H261ZM36 153V152H35ZM39 152H37V154H38ZM40 153H42V152H40ZM56 153V152H55ZM59 153H57V155L59 156ZM73 153V152H72ZM26 154V153H25ZM25 154H23L22 153V155H25ZM26 154V155H27ZM45 154V153H44ZM61 154V153H60ZM64 154L65 153H63L62 155L64 156ZM75 154H76V152H75ZM253 154H255V155H253ZM264 154V153H263ZM29 155V154H28ZM45 155H47V154H45ZM43 156V154H42V156L41 157H46V156ZM71 155V154H70ZM70 155H67V156H69V157H71ZM16 156V153L13 155V157H15ZM37 156V155H36ZM48 156V155H47ZM55 156V155H54ZM58 156H57V158H56V156H55V159L56 160H54V158L52 159V160H54V163H55V161H57V159H62L61 158V155H60V158H58ZM62 156V157H63ZM203 156V155H202ZM261 156H264V155H261ZM26 157H28V156H26ZM33 157V156H32ZM39 157H40V154H39ZM49 157V156H48ZM53 157V156H52ZM73 157V156H72ZM71 157V158H72ZM210 157V156H209ZM260 157V156H259ZM30 159H31V161L33 162H35L36 160V158H35V155H34V158H31V157H29ZM65 158V157H64ZM68 158V157H67ZM261 158V157H260ZM264 158V157H263ZM30 159L28 160V161H30ZM32 159H34V160H32ZM37 159H38V156H37ZM69 159V158H68ZM191 159V158H190ZM40 160L42 161V159L40 158ZM45 159H43V161H44ZM51 160V159H50ZM51 160V161H52ZM69 160H71V159H69ZM264 160V159H263ZM41 161H39L38 160V162H36L35 164L37 165V163H39L40 162V164L42 163ZM46 161V160H45ZM44 161V162H45ZM51 161H49V164H45L44 165V162L42 163L45 167H40V164H39V167L38 166H36L35 164H33V163H31V164H33V165H35L36 166V168H39V172L42 174V175H45L46 174V172L48 173V171L50 172V166L51 167H54V165L52 166V165H50V164H52V162ZM60 161V160H59ZM74 161V160H73ZM48 162V161H47ZM47 162H45V163H47ZM61 162H64V161H61ZM61 162H57L56 164H59V166H61ZM66 162H68L67 161V159H66ZM259 164H260V162L259 161H257ZM231 163H229L230 165H231ZM41 164V165H42ZM55 164V165H56ZM66 164V163H65ZM64 164V165H65ZM215 164V163H214ZM221 164V163H220ZM262 164H264V162L262 163ZM48 165H50V166H47ZM74 165V164H73ZM256 165H257V163H256ZM59 166H58V168H59ZM68 166H71V164H69ZM259 166V165H258ZM258 166H256L257 167V169H258ZM32 167H34V166H32ZM63 166H61V168H62ZM221 167V166H220ZM230 167V168H229ZM255 167V168H256ZM264 167V166H263ZM57 168V167H56ZM56 168H54V169H56ZM57 168V169H58ZM60 168V169H61ZM261 168V167H260ZM54 169H53V171H54ZM63 169H64V167H63ZM123 169H126V166H124V168ZM122 169V170H123ZM263 170H264V168H262ZM261 169V170H262ZM59 170V169H58ZM62 170V169H61ZM66 169H64V171H65ZM67 170H68V167H67ZM214 170H216V169H213V168H206V170L205 171H201V172H199L198 174H197V176H196V178H195V180L197 179V181L199 180V179H201V181L202 180H204V181H206L207 180V178H209V177H211L212 175L213 176H216L217 174H216V171H214ZM260 170V171H261ZM29 171V170H28ZM52 171V170H51ZM53 171H52V173H53ZM64 171H62V172H64ZM257 171V170H256ZM38 172V173H39ZM44 172H45V174H44ZM56 172V171H55ZM58 172V171H57ZM217 172H218V170H217ZM28 173V172H27ZM27 173H24V175L26 174L27 175ZM31 173V172H30ZM38 173H36L37 175H38ZM39 173V174H40ZM257 173H259V172H257ZM261 173H263V172H261ZM260 173V174H261ZM5 174V175H6ZM19 174V173H18ZM31 174H34V173H31ZM31 174H29L28 173V177H31L32 175ZM40 174V175H41ZM59 174H61L60 172H59ZM63 174H65V173H63ZM62 174V175H63ZM260 174L258 175V176H255V177H261L262 176V174H261V176H260ZM11 175V174H10ZM16 175V174H15ZM21 175V174H20ZM23 175V174H22ZM25 175V176H26ZM29 175H31V176H29ZM35 175V174H34ZM41 175V177L43 178V176ZM47 175V174H46ZM48 175H49V173H48ZM53 176H55V177H57L56 175H54V174H52ZM219 175V174H218ZM19 176V175H18ZM59 176V175H58ZM64 176V175H63ZM117 176V175H116ZM264 176V175H263ZM262 176V177H263ZM21 177V176H20ZM23 177V176H22ZM33 177V176H32ZM50 177H52V176H50ZM62 177V176H61ZM60 177V178H61ZM65 177V176H64ZM200 177V178H199ZM19 178V177H18ZM159 178V177H158ZM252 178H254V177H252ZM20 179H22V178H20ZM47 179H49V178H47ZM51 179V178H50ZM57 180L59 179V178H56ZM230 179V178H229ZM256 179V178H255ZM40 180V179H39ZM46 180V179H45ZM62 180H64V178H62ZM114 180V179H113ZM250 180H252V179H250ZM48 181V180H47ZM61 181V180H60ZM59 181V182H60ZM84 181V180H83ZM123 181V180H122ZM148 181H150V180H148ZM148 181H146V184H148L147 182ZM200 181V180H199ZM204 181H202V182H204ZM221 181V180H220ZM39 183H40V181H38ZM44 182V181H43ZM46 182V181H45ZM50 182V181H49ZM128 182V181H127ZM247 182H250V181H247ZM35 183H37L36 181H35ZM142 183V182H141ZM144 184H145V182H144ZM143 184V185H144ZM206 184V183H205ZM239 184V183H238ZM37 185V184H36ZM41 185H43V184H41ZM56 185V184H55ZM139 185H142V184H139ZM251 185H252V187L251 188H253V190L255 189V191L257 190V195H255L256 196V199L255 200H257L256 202H258V203H260L262 206H264V181H263V179L261 180V178H258V181L256 180V181H254L253 182V184H252V181H251ZM57 186V185H56ZM60 186H62V185H60ZM130 186V185H129ZM195 186V185H194ZM203 186H205V185H203ZM220 186V185H219ZM37 187H40L39 185H37ZM53 187H55L54 185H53ZM113 186H110V187H108V188H106V190H110L111 188H112ZM151 187V186H150ZM154 187H157V185L156 186H154ZM236 187H237V184H236ZM236 187H235V190H236ZM41 188V187H40ZM56 188V187H55ZM62 188V187H61ZM129 188V187H128ZM140 188H142V187H140ZM145 188H146V186H145ZM205 188H206V186H205ZM39 189V188H38ZM64 189V188H63ZM127 189V188H126ZM158 189V188H157ZM157 189H156V192L158 193V191H157ZM198 189V188H197ZM237 189H238V187H237ZM242 189V188H241ZM145 190V189H144ZM149 190H151V188H149ZM148 190V191H149ZM153 190V189H152ZM195 190V189H194ZM50 191V190H49ZM57 191V190H56ZM62 191V190H61ZM206 191V190H205ZM144 192H147V190L146 191H144ZM155 192V193H156ZM245 192V191H244ZM9 193V192H8ZM53 193V192H52ZM106 193H107V191H106ZM156 193V194H157ZM236 193H237V191H236ZM239 193V192H238ZM246 193V192H245ZM60 194V193H59ZM109 194V192L106 194V196ZM112 193H110V195H111ZM122 195H123V193H121ZM151 194V193H150ZM10 195V194H9ZM126 195V194H125ZM155 195V194H154ZM233 195V194H232ZM58 196V195H57ZM105 196V193H104V197L105 198H97V199H92V200H94L93 202H92V204L90 205V207H89V209L86 211V213L82 216V218L80 219V220H78L73 226H72V228L68 231L67 230V233L64 235L63 234V239L59 242V244H58V246H56V249H55V251L52 253V255H51V259H53L54 258V256L57 254V253H59V252H63L64 250H66L67 251V249L69 250V249H71V252L70 253H64L65 255V257H64V259L62 260V263H60V264H172V260H175V263H176V259H185L186 258V256H188V255H190V253H192L193 252V254H194V249L193 248H197V251H198V249L199 250H205V251H208L207 249H204V244H202L203 242H202V238H204L203 237V232H206V233H211V230H210V228H212V230L214 229L213 228V225L215 226V228H216V230L215 231H217V232H221L222 234H220V239H221V241H223L224 243H226L227 245H228V241H230V243L229 244H234L235 245V247H234V249L236 250V251H234V252H240V250H239V248L240 247H243V249L245 248V249H247V250H250L249 248L250 247H252V245H253V243L255 242L254 241V237H256L255 235H254V233H253V228L255 227H253L252 226V224L253 223H255L254 221H253V219L254 218H252V217H249V216H246L245 215V213H244V207H242V204L240 205L239 204V202H237V203H235V204H237V208L235 209V210H233V213L232 214H230V215H225V214H220L221 212H218V210H217V215H216V217H214V222L212 223H208L207 221H203L202 223H200V224H197V225H195V226H193V229L195 230V229H198L199 231H200V234L198 235L193 229H190V230H187V229H183L182 231H181V229L179 230V232L177 233L178 235H179V237H178V239L180 238V240L179 241H181V243L180 244H178L177 245V247H175L174 245L173 246H171L170 247V245L172 244L171 242L172 241H169L170 242V245H169V242H168V245H167V248L166 249H160V248H154V246H153V248H147V249H143V248H133L132 246L131 247H129V246H127V247H125V248H123V249H119L118 250V252H117V250L115 249V247H113V246H111V245H107L108 244V241H111V243H113V241L114 240H118V238L117 237H119V236H117V231H116V229H118V226L116 227L115 225H111V223L109 222V215L111 214L110 212H112L111 210L113 209L114 210V208H116V207H114L116 204H118V203H120L121 204V201L123 202V201H125V200H127V199H125V200H123V199H121L122 197H124V196H120V198H114V197H106ZM114 196V195H113ZM116 196V195H115ZM129 196V195H128ZM132 196V195H131ZM227 196V195H226ZM244 196V195H243ZM125 198H127V197H125ZM232 198V197H231ZM121 199V200H120ZM128 199H130V198H128ZM132 199V198H131ZM130 199V200H131ZM178 199V198H177ZM247 199V198H246ZM245 199V200H246ZM130 200L128 201V202H130ZM163 201H165V199L163 200ZM225 201H226V199H225ZM236 201H237V199H236ZM241 201H242V199H241ZM240 201V202H241ZM133 202V201H132ZM132 202H130V203H132ZM160 202H162V201H160ZM166 202H169V201H167L166 200ZM251 203H252V201H250ZM255 202V203H256ZM125 203V202H124ZM164 203V202H163ZM170 203V202H169ZM123 204V203H122ZM126 204H127V202H126ZM146 205V204H145ZM163 205V204H162ZM167 205V203H165L163 206H165V207H167L166 206ZM170 205V207H171V204H169ZM196 206V205H195ZM208 206V205H207ZM246 206V205H245ZM114 207V208H113ZM169 207V206H168ZM197 207V206H196ZM62 208V207H61ZM214 208H215V204H214ZM233 208V207H232ZM210 208H208L207 207V210H209ZM62 210V209H61ZM72 210V209H71ZM206 210V211H207ZM59 211V210H58ZM70 211V210H69ZM230 211V210H229ZM228 211V212H229ZM115 212H116V210H115ZM227 212V211H226ZM232 212V211H231ZM224 213V212H223ZM264 213V212H263ZM175 214V213H174ZM228 214V213H227ZM63 215V214H62ZM248 215V214H247ZM254 215V214H253ZM65 216H66V214H65ZM255 216V215H254ZM155 217V216H154ZM211 217V216H210ZM261 218H262V216H260ZM163 218V217H162ZM198 218H200V217H198ZM209 218V217H208ZM207 218V219H208ZM213 218V217H212ZM79 219V218H78ZM165 219V218H164ZM210 219V218H209ZM59 220V219H58ZM155 220V219H154ZM160 220V219H159ZM158 220V221H159ZM187 220V219H186ZM56 221V220H55ZM153 221V220H152ZM258 221V220H257ZM75 222V221H74ZM73 222V223H74ZM200 222V221H199ZM205 222H207V223H205ZM261 222V221H260ZM156 223V222H155ZM159 223H160V221H159ZM162 223V222H161ZM165 223V222H164ZM262 223H263V225H264V220L262 221ZM261 223V224H262ZM60 224V223H59ZM110 224V225H109ZM123 224V223H122ZM152 224V223H151ZM257 224V223H256ZM52 225V224H51ZM157 225V224H156ZM204 225V226H203ZM71 226V225H70ZM70 226L68 227V229L70 228ZM109 227V229H108V232H104L103 233V231H105L104 229H105V227ZM147 226V225H146ZM152 226V225H151ZM48 227H50V226H48ZM52 227V226H51ZM59 227V226H58ZM65 227V226H64ZM125 227V226H124ZM144 227V226H143ZM181 227V226H180ZM253 227V228H252ZM259 226H257V228H258ZM260 227H263V226H260ZM63 228V227H62ZM122 228V227H121ZM151 228V227H150ZM155 228V227H154ZM153 228V229H154ZM256 228V227H255ZM254 228V229H255ZM145 229V228H144ZM161 229V228H160ZM164 229H165V227H164ZM168 229V228H167ZM261 229V228H260ZM127 230H128V228H127ZM173 230V229H172ZM258 230V229H257ZM120 231H124L125 232V230H121L120 229ZM202 231V232H201ZM256 231V230H255ZM259 231V230H258ZM262 231V230H261ZM66 232V231H65ZM135 232V231H134ZM157 232V231H156ZM128 233V232H127ZM161 233H162V231H161ZM102 234H104V236H102ZM124 234V233H123ZM134 234V233H133ZM165 234V233H164ZM163 234V235H164ZM62 235V234H61ZM120 235V234H119ZM127 235H129V234H127ZM144 235V234H143ZM174 235V234H173ZM177 235V236H178ZM257 235H258V232H257ZM261 235H263V234H261ZM55 236H57V235H55ZM103 237V240H104V243H103V245H105V246H103L101 243L102 242H100L99 241V238L100 237ZM147 236V235H146ZM162 235H160L159 234V240L158 241H163V239H162V237H161ZM207 236V235H206ZM260 236V235H259ZM264 236V235H263ZM263 236H262V238H263ZM54 237V236H53ZM121 237V236H120ZM213 237H214V235H213ZM258 237V236H257ZM9 238V237H8ZM12 238V237H11ZM15 238V237H14ZM62 238V237H61ZM136 238V237H135ZM156 238H157V235H156ZM167 238H168V236H167ZM167 238H166V240H167ZM207 238H209V237H207ZM6 239V238H5ZM139 239H141V238H139L138 237V240ZM143 239V238H142ZM158 239V238H157ZM168 239H171V238H168ZM175 239V238H174ZM173 239V240H174ZM211 239V238H210ZM257 239V238H256ZM123 239H121V241H122ZM133 239H131V240H128V241H125V244H126V242H128L130 245H131V241H132ZM136 240V239H135ZM164 240H165V238H164ZM165 240V241H166ZM121 241H118V244L121 242ZM130 241V242H129ZM134 241V240H133ZM164 241V242H165ZM215 241V240H214ZM217 241V240H216ZM257 241V240H256ZM4 242H5V240H2V241H0V264H2L3 262H5L6 260L8 261L9 259L7 258V255L8 254H11V252H9L8 254L6 253V251H7V249L5 250V248H7V247H5V245H4ZM114 242H116V241H114ZM143 242V241H142ZM163 242V243H164ZM178 242V241H177ZM213 242V241H212ZM107 243V244H106ZM122 243H123V241H122ZM135 243V242H134ZM163 243H162V245H163ZM166 243V242H165ZM205 243V242H204ZM223 243V244H224ZM6 244H7V242H6ZM124 244V245H125ZM133 244V243H132ZM137 244V243H136ZM175 244H176V241H175ZM202 244V245H201ZM216 244V243H215ZM214 244V245H215ZM218 244H219V242H218ZM258 244V243H257ZM115 245H117L116 243H115ZM120 245H121V243H120ZM128 245V244H127ZM145 245V244H144ZM146 245H148V244H146ZM158 245V244H157ZM159 245H161V244H159ZM201 246V248L199 247L198 248V246ZM217 245V244H216ZM226 245V246H227ZM138 246V245H137ZM212 246H213V244H212ZM3 247H5V248H3ZM147 247H149V246H147ZM151 247V246H150ZM157 247V246H156ZM162 247H164V246H162ZM67 248V249H66ZM116 248H117V246H116ZM189 248V250H187ZM213 248V247H212ZM218 248V247H217ZM9 249H10V247H9ZM194 251H193V250ZM223 249V248H222ZM5 250V251H4ZM11 250H12V248H11ZM11 250H9V251H11ZM116 250V251H115ZM216 250V249H215ZM115 251V252H114ZM211 251V250H210ZM225 251V250H224ZM8 252V251H7ZM85 253V258H87V259H85L83 256H82V258L81 257H78L77 255H80V253ZM196 252V251H195ZM220 252H221V250H220ZM219 252V253H220ZM222 252H223V250H222ZM75 253V254H74ZM213 253L215 254V252L213 251ZM254 253V252H253ZM5 254H7L6 256H5ZM61 254V253H60ZM216 254H218V253H216ZM225 255H226V252L224 253ZM232 254V253H231ZM235 254V253H234ZM248 254V253H247ZM57 255H59V254H57ZM56 255V256H57ZM61 255H63V254H61ZM199 255V254H198ZM203 255H204V253L202 254V256L200 257V258H203ZM236 255V254H235ZM252 255V254H251ZM10 256V255H9ZM87 256V257H86ZM191 256H192V254H191ZM216 256V255H215ZM227 257H229V259L230 258H232V260L230 259V261H233V254H232V256L230 257V256H228V255H226ZM253 256V255H252ZM62 257V256H61ZM177 257V258H176ZM193 257H195L194 255H193ZM206 257V256H205ZM205 257H204V261L205 260H207L208 259V257L205 259ZM212 257H214V255H212ZM226 257V258H227ZM5 258H7L6 260H5ZM58 258L60 259V257L58 256ZM57 258V259H58ZM176 258V259H175ZM192 258V257H191ZM198 258V257H197ZM217 258V257H216ZM219 258V257H218ZM234 258H235V256H234ZM237 258H238V256H237ZM237 258H235V259H237ZM213 259V258H212ZM214 259H215V257H214ZM51 261V260H50ZM59 262H60V260H58ZM180 261V260H179ZM179 261H178V263H179ZM196 260H194V262H195ZM202 261V260H201ZM208 261V260H207ZM206 261V262H207ZM215 261V260H214ZM238 261H239V259H238ZM9 262V261H8ZM53 262V261H52ZM57 262V261H56ZM192 262V261H191ZM205 262V263H206ZM210 262V261H209ZM6 263V262H5ZM5 263H3V264H5ZM51 263V262H50ZM55 263V262H54ZM58 263V262H57ZM174 263V264H175ZM177 263V264H178ZM181 263H183V262H181ZM198 263H199V260H198ZM45 264H48V262L47 263H45ZM185 264H186V262H185ZM191 264V263H190ZM236 264V263H235ZM253 264V263H252Z\"/></svg>",
	"mask_w": 264,
	"mask_h": 264
}]
</instances>
